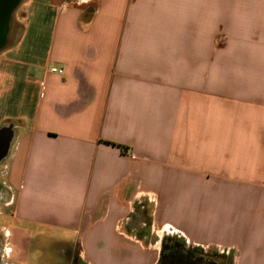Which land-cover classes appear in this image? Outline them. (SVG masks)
Instances as JSON below:
<instances>
[{
    "label": "crops",
    "instance_id": "0c3cea01",
    "mask_svg": "<svg viewBox=\"0 0 264 264\" xmlns=\"http://www.w3.org/2000/svg\"><path fill=\"white\" fill-rule=\"evenodd\" d=\"M16 20L11 264H156L168 235L264 264V0H22Z\"/></svg>",
    "mask_w": 264,
    "mask_h": 264
},
{
    "label": "trees",
    "instance_id": "16d2710c",
    "mask_svg": "<svg viewBox=\"0 0 264 264\" xmlns=\"http://www.w3.org/2000/svg\"><path fill=\"white\" fill-rule=\"evenodd\" d=\"M206 256L202 247L187 245L181 237L168 235L162 239L156 264H225L223 253L218 254L221 261L209 260Z\"/></svg>",
    "mask_w": 264,
    "mask_h": 264
},
{
    "label": "rangeland",
    "instance_id": "374dc122",
    "mask_svg": "<svg viewBox=\"0 0 264 264\" xmlns=\"http://www.w3.org/2000/svg\"><path fill=\"white\" fill-rule=\"evenodd\" d=\"M22 0H20L21 2ZM19 2V3H20ZM18 3V5H19ZM18 5L14 8V10L12 11L10 17H9V21H8V39L6 40V42L3 43V45L0 47L3 48L5 46H7L10 42H12V37L10 38V33L14 34L17 30V28L19 27V23L16 20V10ZM1 223H5L8 225L6 219L0 217V224ZM9 226V225H8ZM203 252L207 255L206 258L207 259H211L214 261H221L222 259L218 256V254H220L219 251H215V250H204ZM13 261V257L12 255L9 253L8 250V245H7V236H6V231L4 229L0 228V264H11Z\"/></svg>",
    "mask_w": 264,
    "mask_h": 264
},
{
    "label": "water",
    "instance_id": "95a60500",
    "mask_svg": "<svg viewBox=\"0 0 264 264\" xmlns=\"http://www.w3.org/2000/svg\"><path fill=\"white\" fill-rule=\"evenodd\" d=\"M20 0H0V47L6 40L9 17Z\"/></svg>",
    "mask_w": 264,
    "mask_h": 264
},
{
    "label": "built area",
    "instance_id": "2783aa9c",
    "mask_svg": "<svg viewBox=\"0 0 264 264\" xmlns=\"http://www.w3.org/2000/svg\"><path fill=\"white\" fill-rule=\"evenodd\" d=\"M52 71H58V72H62V69H60V68H57V67H53V68H52ZM127 151H128V149H127Z\"/></svg>",
    "mask_w": 264,
    "mask_h": 264
},
{
    "label": "flooded vegetation",
    "instance_id": "af4514ba",
    "mask_svg": "<svg viewBox=\"0 0 264 264\" xmlns=\"http://www.w3.org/2000/svg\"><path fill=\"white\" fill-rule=\"evenodd\" d=\"M4 152V144L0 147V155Z\"/></svg>",
    "mask_w": 264,
    "mask_h": 264
}]
</instances>
